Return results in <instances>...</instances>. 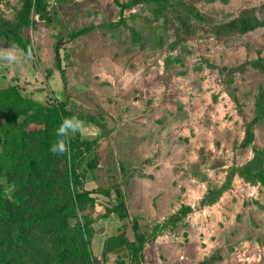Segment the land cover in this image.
<instances>
[{
  "label": "rangeland",
  "instance_id": "obj_1",
  "mask_svg": "<svg viewBox=\"0 0 264 264\" xmlns=\"http://www.w3.org/2000/svg\"><path fill=\"white\" fill-rule=\"evenodd\" d=\"M24 3L0 0V23ZM244 15L260 24L213 32ZM12 29L32 52L0 61V88L65 101L85 118L70 139L93 141L70 147L65 163L75 157L74 182L87 191L65 234L77 252L63 258L52 234L26 227L25 242L0 220V264H264V183L251 169L264 150V0H44ZM12 44L0 33V52ZM61 185L37 206L61 199ZM117 205L124 219H107ZM100 231H125L137 246L144 237L140 261L126 248L93 258Z\"/></svg>",
  "mask_w": 264,
  "mask_h": 264
},
{
  "label": "trees",
  "instance_id": "obj_2",
  "mask_svg": "<svg viewBox=\"0 0 264 264\" xmlns=\"http://www.w3.org/2000/svg\"><path fill=\"white\" fill-rule=\"evenodd\" d=\"M42 2L44 0H25L16 21L5 20L0 23V33L6 34L13 44L27 53L32 52L31 47L19 39L12 28L20 27L31 14L33 6L40 7ZM259 24L257 17L244 15L217 25L213 32L219 37L242 34L253 30ZM84 32L85 29H81L73 36H80ZM62 46L63 41H59L56 47L57 69L61 71ZM252 64L256 67L263 66L260 61H254ZM0 113L4 115V121H0V138L2 136L3 139L0 151V177L5 178V181H0V220L4 227L12 232L14 229L18 231V237L25 242H30L26 227H38L52 234L60 245L59 254L63 258H70L77 249L70 248L65 238L69 213L74 209L75 198L83 196L87 191H82L80 184L74 182L77 171L75 157L71 154L70 165L65 167L68 152L56 154L50 151V146L57 139L56 129L62 120L75 114L67 108L63 100L55 99L46 104L41 103L25 96L16 85L0 88ZM92 141L93 139L81 137L70 139V147L87 149L90 148ZM251 169L254 171L253 178L264 183V150L257 151ZM57 174L59 177H56ZM57 182L63 184L60 191L61 199L47 201L43 207H38V197L52 189ZM8 184L14 186L13 197L7 193ZM121 207L122 205H117L110 214L115 213L123 220L126 215L121 214ZM93 235L91 239L89 238V244H92ZM138 239L139 246L127 237L125 231L112 235L105 241L102 257L107 258L111 253L119 254L126 248L134 251L137 260L140 261L145 239L141 235ZM2 241L0 238V243ZM91 252L93 258L97 259L93 251Z\"/></svg>",
  "mask_w": 264,
  "mask_h": 264
},
{
  "label": "clouds",
  "instance_id": "obj_3",
  "mask_svg": "<svg viewBox=\"0 0 264 264\" xmlns=\"http://www.w3.org/2000/svg\"><path fill=\"white\" fill-rule=\"evenodd\" d=\"M30 56L31 53L29 52ZM24 53L16 44H12L6 51L0 52V61L8 65H16L22 62ZM85 123L78 116L65 117L56 129V141L50 146V151L56 154H64L70 151V137L74 133L84 134Z\"/></svg>",
  "mask_w": 264,
  "mask_h": 264
},
{
  "label": "crops",
  "instance_id": "obj_4",
  "mask_svg": "<svg viewBox=\"0 0 264 264\" xmlns=\"http://www.w3.org/2000/svg\"><path fill=\"white\" fill-rule=\"evenodd\" d=\"M107 219H115V213H112V215ZM111 235L107 233V231H100L95 232L92 238V245H93V253L94 255L99 258L103 252V248L105 245V241L110 237Z\"/></svg>",
  "mask_w": 264,
  "mask_h": 264
},
{
  "label": "built area",
  "instance_id": "obj_5",
  "mask_svg": "<svg viewBox=\"0 0 264 264\" xmlns=\"http://www.w3.org/2000/svg\"><path fill=\"white\" fill-rule=\"evenodd\" d=\"M50 3H53L54 2V0H48Z\"/></svg>",
  "mask_w": 264,
  "mask_h": 264
}]
</instances>
